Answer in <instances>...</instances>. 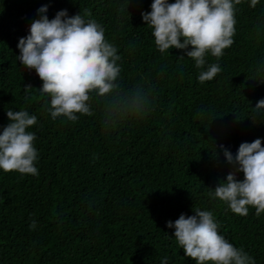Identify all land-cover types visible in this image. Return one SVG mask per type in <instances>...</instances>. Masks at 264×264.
<instances>
[{
  "label": "trees",
  "instance_id": "1",
  "mask_svg": "<svg viewBox=\"0 0 264 264\" xmlns=\"http://www.w3.org/2000/svg\"><path fill=\"white\" fill-rule=\"evenodd\" d=\"M152 2L0 0V132L7 110L37 117L28 131L39 173L0 169V264H195L167 222L197 208L212 211L219 233L264 264V212L249 206L241 216L210 195L235 168L220 145L233 156L242 142L264 145V110L254 111L264 99V0L236 5L233 44L219 59L206 54L203 68L187 57L191 45L162 53L138 29ZM64 9L104 28L120 56L116 83L148 95L144 114L106 121L103 98L92 93V115L51 117L50 96L17 45L34 20ZM213 63L221 71L201 84Z\"/></svg>",
  "mask_w": 264,
  "mask_h": 264
},
{
  "label": "clouds",
  "instance_id": "2",
  "mask_svg": "<svg viewBox=\"0 0 264 264\" xmlns=\"http://www.w3.org/2000/svg\"><path fill=\"white\" fill-rule=\"evenodd\" d=\"M242 0H153L151 11L142 12L147 26L153 29L155 46L160 52L172 48L186 52L198 68L205 65L210 53L219 59L233 44L236 24V5ZM259 0H251L255 7ZM47 5L38 9L46 13ZM182 38V39H181ZM19 61L35 69L42 80L41 95L50 96L48 111L55 120L66 117L75 122L77 114L92 115L89 101L92 93L103 98L106 121L118 122L138 117L148 110V95L140 88L123 92L116 83L121 69L117 48L105 39V30L94 20L86 21L79 13L68 16L60 10L54 18L42 15L34 20L29 34L19 39ZM221 68L211 64L201 71L198 81L212 80ZM31 87V86H28ZM264 110V99L254 107L256 115ZM10 123L0 132V169L5 173L38 175L35 162L38 151L34 146L35 133L28 129L37 117L26 110H7ZM228 163L235 166L210 195L226 203L235 214L246 216L249 206L256 215L264 212V145L261 138L242 142L235 156L223 145ZM243 173L238 179L237 173ZM194 215L181 214L167 222L174 228V238L186 257L195 264H255L243 249L235 247L218 231L212 211L193 209ZM36 227L33 220L29 225ZM167 264V259L161 261Z\"/></svg>",
  "mask_w": 264,
  "mask_h": 264
},
{
  "label": "rangeland",
  "instance_id": "3",
  "mask_svg": "<svg viewBox=\"0 0 264 264\" xmlns=\"http://www.w3.org/2000/svg\"><path fill=\"white\" fill-rule=\"evenodd\" d=\"M138 29L140 31H147L153 33V29L150 26L146 25V22L143 20L142 15L140 16Z\"/></svg>",
  "mask_w": 264,
  "mask_h": 264
}]
</instances>
